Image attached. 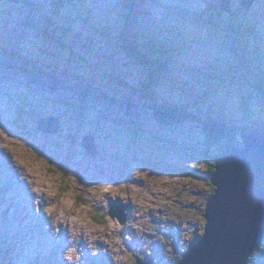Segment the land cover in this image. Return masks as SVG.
Listing matches in <instances>:
<instances>
[{"label":"rangeland","instance_id":"374dc122","mask_svg":"<svg viewBox=\"0 0 264 264\" xmlns=\"http://www.w3.org/2000/svg\"><path fill=\"white\" fill-rule=\"evenodd\" d=\"M25 1L0 0V264H172L206 224L202 131L156 122L138 92L144 71L103 33L159 27L154 39L184 49L156 95L253 126L235 81L247 61L264 75V0L234 13L252 41L217 0H131L145 14L132 24L125 0H65L57 15L55 0Z\"/></svg>","mask_w":264,"mask_h":264},{"label":"trees","instance_id":"16d2710c","mask_svg":"<svg viewBox=\"0 0 264 264\" xmlns=\"http://www.w3.org/2000/svg\"><path fill=\"white\" fill-rule=\"evenodd\" d=\"M13 4L27 3L25 0H11ZM69 2L70 0H66ZM125 6H123V16L124 22L131 24L136 22L135 14L145 15L143 12L135 11L132 13L133 7L131 6V0H125ZM256 0H217L218 13L223 12L221 18H228L229 24L232 28H236L240 34H244L246 38L250 39L254 37L251 28L245 29L244 24L241 23L246 21H238L235 19V11L239 9L244 12H248L251 9V5ZM71 2V1H70ZM69 2V3H70ZM65 3V0H55L54 1V14L57 15L60 8ZM132 9V10H131ZM83 18V17H79ZM211 21L212 19H208ZM214 24V22H212ZM125 27L116 36H111L104 31V36L110 43L113 50H118L125 56L131 58L139 67L144 71L145 77L144 81L140 84L138 92L140 94L141 100L145 108L151 111L153 118L156 122L171 126L181 124V123H192L196 127H200L203 135V141L205 148H202L200 153L202 154V161L206 164L207 174L205 179L209 182V175L213 172V161L203 157V153L207 148L209 154H217L223 151L224 146L230 142L240 139L241 133L251 132L253 130L260 129L264 125V75L260 68V61L254 65L251 61H247L242 66L241 72L237 73V81L239 82L240 92V102L242 105V114H247L254 103V111L258 112L259 122L253 126H241L236 125L234 120L230 116L221 117L219 115H208L204 118L197 116L195 113L191 112L187 105H179L176 103H171L163 98L156 95V88L161 83L162 77L164 78L169 71V66L174 56H177L183 49V43L179 44L173 48L172 44L167 41L164 43L158 39H154V35L163 32L162 29L157 27L156 33L152 35L148 32L140 31L134 34L132 31L128 32ZM174 32V31H172ZM182 42H190L189 37H185L183 34L175 32ZM256 41V40H255ZM255 43V42H254ZM251 51H253L251 49ZM253 54V52H252ZM255 55V54H254ZM254 57V56H253ZM251 57V58H253ZM258 55L256 56V58ZM261 57V56H259ZM255 58V57H254ZM230 76V75H229ZM228 82L230 79H227ZM252 92L250 97L247 92ZM253 100L250 104V100ZM236 121V120H235ZM210 184V182H209ZM211 193H213V187L211 186ZM211 196V195H210ZM209 198V197H208ZM207 198V199H208ZM264 245V239L263 243ZM257 247L252 256L251 260L253 264H259L262 255H258ZM264 254V251H263ZM181 258V255H180ZM177 258L172 264H177L180 260Z\"/></svg>","mask_w":264,"mask_h":264},{"label":"water","instance_id":"95a60500","mask_svg":"<svg viewBox=\"0 0 264 264\" xmlns=\"http://www.w3.org/2000/svg\"><path fill=\"white\" fill-rule=\"evenodd\" d=\"M42 121L39 130L57 131L42 127ZM203 157L214 163L206 224L201 239L187 247L177 264H253L251 256L264 239V125L241 133L220 153L209 154L206 148Z\"/></svg>","mask_w":264,"mask_h":264},{"label":"bare ground","instance_id":"6f19581e","mask_svg":"<svg viewBox=\"0 0 264 264\" xmlns=\"http://www.w3.org/2000/svg\"><path fill=\"white\" fill-rule=\"evenodd\" d=\"M183 1H185V3H186V5H189V7H190V5H192V0H183ZM149 4V3H148ZM187 7V6H186ZM191 8V7H190ZM186 9V8H185ZM192 9V8H191ZM139 11V10H138ZM185 11V10H184ZM188 11V10H187ZM138 32H140V30H138ZM179 44H181V43H179ZM129 58V57H128ZM131 59V58H130ZM132 60V59H131ZM4 160V159H3ZM6 166H10L9 164L8 165H6ZM8 171H6V172H9V173H7L6 175H11V174H15L14 173V171L15 170H13V168L10 166V167H7L6 168ZM17 172V171H16ZM17 174H18V172H17ZM20 174H18L17 175V177H19L18 178V180L20 179V180H22L21 178H20V176H19ZM15 176V175H14ZM1 179V178H0ZM1 185V184H0ZM19 193V192H18ZM8 197V196H7ZM4 198V197H3ZM10 199V198H9ZM18 201V197L15 199V200H13L12 201V203H14V204H16V202ZM28 203V202H27ZM30 205V204H29ZM28 204H26V206H29ZM22 216H23V214H22ZM67 230V229H66ZM70 240V239H69ZM52 242V241H51ZM83 243V242H82ZM62 249V248H61ZM48 250V249H47ZM50 250V249H49ZM60 250V245H58V244H55V245H53V249H52V252H49V254L51 253L52 255L54 254V252H58ZM64 252L66 251V250H63ZM61 253V251H59V254ZM50 254V255H51ZM65 254V253H64ZM36 255V254H35ZM62 257V256H61ZM35 258V257H34ZM60 259V258H59ZM58 259V260H59ZM59 264H67L66 263V261L64 260V258L61 260V262H59Z\"/></svg>","mask_w":264,"mask_h":264}]
</instances>
